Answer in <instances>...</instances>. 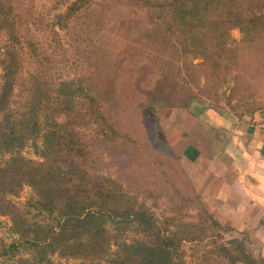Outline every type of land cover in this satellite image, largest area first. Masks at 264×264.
I'll use <instances>...</instances> for the list:
<instances>
[{
    "label": "trees",
    "instance_id": "obj_1",
    "mask_svg": "<svg viewBox=\"0 0 264 264\" xmlns=\"http://www.w3.org/2000/svg\"><path fill=\"white\" fill-rule=\"evenodd\" d=\"M50 1L36 14L24 0H0V216L17 236L6 243L0 235V257L11 264H51L53 255L95 264H184L183 236L159 225L115 179L86 169L84 131L102 127L106 118L82 77L59 65L55 48L59 31L95 0ZM127 1L162 26L181 58L192 56L182 61L185 81L200 88L204 78L202 92L237 68L233 28L264 57V0ZM255 106L241 111L254 115ZM38 139L39 159L23 156L26 144ZM24 186L33 191L31 206L55 223L29 220L11 199ZM236 248L232 261L264 264Z\"/></svg>",
    "mask_w": 264,
    "mask_h": 264
},
{
    "label": "rangeland",
    "instance_id": "obj_2",
    "mask_svg": "<svg viewBox=\"0 0 264 264\" xmlns=\"http://www.w3.org/2000/svg\"><path fill=\"white\" fill-rule=\"evenodd\" d=\"M24 4L39 14L51 1L24 0ZM148 19L146 11L127 0H95L59 31L55 59L82 77L106 118L102 127L88 126L84 131L90 144L86 169L91 175L115 179L154 214L159 225L183 236L184 264H246L229 256L240 245L251 258L264 259L247 232L220 222L209 210L188 179L180 154L186 130L202 108L252 122L255 116L241 110L253 103L256 114H264V57L242 43L240 30L233 28L230 44L238 53L237 68L221 85L211 83L212 90L202 92L204 78L199 80L200 88L185 81L182 61L193 60L192 56L181 58L179 45ZM194 105L201 107L196 115ZM256 117L260 121L263 115ZM35 145H40L39 139L29 141L21 154L38 160ZM33 198L29 186L11 197L29 220L55 223L31 206ZM0 235L6 243L17 239L5 216H0ZM11 262L0 257V264ZM51 264L95 263L53 255Z\"/></svg>",
    "mask_w": 264,
    "mask_h": 264
},
{
    "label": "crops",
    "instance_id": "obj_3",
    "mask_svg": "<svg viewBox=\"0 0 264 264\" xmlns=\"http://www.w3.org/2000/svg\"><path fill=\"white\" fill-rule=\"evenodd\" d=\"M202 109L180 150L188 179L215 217L247 232L264 258V114L246 122Z\"/></svg>",
    "mask_w": 264,
    "mask_h": 264
},
{
    "label": "water",
    "instance_id": "obj_4",
    "mask_svg": "<svg viewBox=\"0 0 264 264\" xmlns=\"http://www.w3.org/2000/svg\"><path fill=\"white\" fill-rule=\"evenodd\" d=\"M200 109H201L200 105H194L192 107V112L196 115V114H198Z\"/></svg>",
    "mask_w": 264,
    "mask_h": 264
}]
</instances>
